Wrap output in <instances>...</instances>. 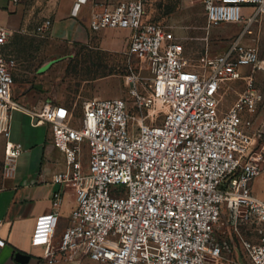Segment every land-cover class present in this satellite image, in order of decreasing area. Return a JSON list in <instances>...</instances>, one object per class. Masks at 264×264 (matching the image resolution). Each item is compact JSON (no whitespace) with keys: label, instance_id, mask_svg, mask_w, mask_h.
Segmentation results:
<instances>
[{"label":"built area","instance_id":"2783aa9c","mask_svg":"<svg viewBox=\"0 0 264 264\" xmlns=\"http://www.w3.org/2000/svg\"><path fill=\"white\" fill-rule=\"evenodd\" d=\"M201 2L208 29L243 25L223 52L207 47L193 61L172 30L146 21L143 0L124 1L96 12L90 27L132 29L128 55L149 67L148 85L130 75L126 97L88 99L78 118L64 105L29 111L36 124L50 125L66 155L57 179L76 191L70 225L58 241L62 198L39 219L34 243L45 246L48 263L80 256L103 264H264V236L254 242L241 228L264 223V201L253 191L264 171V147L246 118L264 95L255 71L242 70H264L260 48L245 42L264 17V0ZM51 27L46 20L38 31ZM11 36L0 24V133L7 137L12 113L26 111L13 95L17 61L4 53ZM242 80L244 91L223 111L222 95ZM158 105L166 110L161 122ZM22 151L21 143H7V173ZM228 226L241 247L238 258L233 240L220 236ZM5 244L0 237V247Z\"/></svg>","mask_w":264,"mask_h":264},{"label":"crops","instance_id":"0c3cea01","mask_svg":"<svg viewBox=\"0 0 264 264\" xmlns=\"http://www.w3.org/2000/svg\"><path fill=\"white\" fill-rule=\"evenodd\" d=\"M124 1L134 0H0V24L12 32L4 53L17 61L13 71V95L26 109L12 113L9 137L0 133V155L5 156L9 141L23 146L14 172L7 173L4 163L0 175V237L6 242L0 247V264H51L45 260V246L35 244L34 238L40 217L54 211L57 196L62 198V204L55 241L61 238L70 225V216L77 204L76 191L71 185L57 179L58 175L66 171V155L54 143L50 125L36 124L29 111L49 103L64 105L77 114L83 110L84 101L95 97L104 98V93L99 89L102 84L96 82L91 92L83 97L80 106L81 94L73 86L69 89L68 83L61 80L66 71H79L80 64H71L76 60H108L111 62L106 70L117 71L121 59L129 58L132 29L96 32L90 27L96 12ZM189 4L190 0H181L180 7L187 8ZM245 11L250 13L252 8L248 7ZM46 20L52 21V27L48 33L42 34L38 27ZM228 24L240 27L239 31L229 37V43L241 33L243 25ZM263 31L264 17L255 28L254 39L247 37L245 42L260 48ZM43 44H50V47L42 50ZM132 60L134 57L129 62ZM103 62L91 66L90 70L105 71ZM242 70L247 74L251 71H264L252 68ZM245 84L242 80L228 86L226 110L235 104ZM224 95L225 92L223 98ZM221 108L226 111L222 103ZM253 191L264 201V171L254 180ZM220 236L233 240L234 255L240 257V244L229 226L220 232ZM89 260L76 256L53 264H89Z\"/></svg>","mask_w":264,"mask_h":264},{"label":"rangeland","instance_id":"374dc122","mask_svg":"<svg viewBox=\"0 0 264 264\" xmlns=\"http://www.w3.org/2000/svg\"><path fill=\"white\" fill-rule=\"evenodd\" d=\"M143 1L146 5V21L164 25L172 30L177 40L185 45L187 54L193 61H196L207 47H210V51L214 54L223 52L228 45L229 37L240 30V27L228 23L208 29L205 9L201 0H190L187 8L180 7L181 0ZM261 36L263 38L261 39L260 53L264 58V31ZM48 46L50 47V44H43L41 49L46 50ZM123 58L121 59L120 69L117 71L106 70L109 68V62H111L108 60H103L104 62L93 58L76 60L74 63L71 62V64H80L79 71H66L61 82H67L69 89L73 86V89L81 94L80 106L84 101L83 97H86L91 92L90 90L95 87L96 82L100 83L99 85L102 84L101 88H99L104 93L102 97H126L128 94L127 80L130 75L139 76L142 86L148 85L147 83L150 82L152 75L149 67L145 64L143 65L138 56H135L131 62H129L130 57L127 60H125V57ZM101 62L106 67L105 71L90 70L91 66H96L97 63L101 65ZM30 72L35 73L36 71ZM254 73L256 78L255 86L264 95V71H256ZM222 104L225 110L228 109V91L225 92ZM154 110L161 113L158 121L161 122L164 118L163 113L166 111L165 107L158 105ZM81 115L82 110L76 114V117L78 118ZM246 118L249 130L259 138V149L264 147V101L256 113ZM4 155H6V150ZM4 163L5 156L0 155V175L2 174ZM241 228L243 235L254 242L259 241L264 236V223L258 226L243 224ZM233 252H235V249ZM89 261V264H103Z\"/></svg>","mask_w":264,"mask_h":264}]
</instances>
